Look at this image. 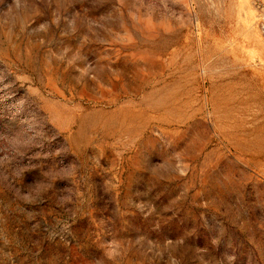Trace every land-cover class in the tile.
Returning a JSON list of instances; mask_svg holds the SVG:
<instances>
[{
  "label": "rangeland",
  "instance_id": "1",
  "mask_svg": "<svg viewBox=\"0 0 264 264\" xmlns=\"http://www.w3.org/2000/svg\"><path fill=\"white\" fill-rule=\"evenodd\" d=\"M0 264H264V0H0Z\"/></svg>",
  "mask_w": 264,
  "mask_h": 264
}]
</instances>
